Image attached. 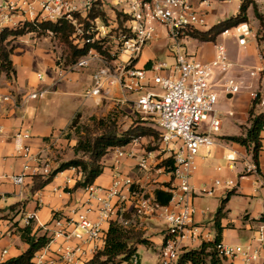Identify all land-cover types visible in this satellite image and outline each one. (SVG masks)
<instances>
[{
    "label": "crops",
    "instance_id": "crops-1",
    "mask_svg": "<svg viewBox=\"0 0 264 264\" xmlns=\"http://www.w3.org/2000/svg\"><path fill=\"white\" fill-rule=\"evenodd\" d=\"M109 3L114 8L116 0H100ZM193 9L203 15L206 25L199 31H207L214 25L235 17L240 13L244 3H250L247 9L250 28L238 27L229 29L228 34H221L216 42H198L195 55L199 60L210 62L216 54V44H224L221 37H227L234 30V41L231 47L224 44L230 58L237 64L231 75L242 80L243 86L238 94L221 97L217 104L218 116L221 119V130L217 135V145L210 150H202L196 157L197 170L191 185L200 194L201 189H213L212 195H201L194 199L197 213L194 224H199L208 229L215 240L220 235V242L238 251L234 258L227 259L229 264H264V247L254 239L259 235L261 220L264 215V131L261 133V149L259 151L258 166L260 176L247 174L240 179L248 163L253 159V147L243 146L227 140V137L243 134L242 126L247 125L250 110L255 101H258L255 112L264 113V72L251 76L249 71L260 66L258 57L259 48H264V0H189ZM104 7L105 4L103 5ZM109 6V7H110ZM108 7V6H107ZM255 8L261 16L255 14ZM249 13H252L250 15ZM256 21H253V20ZM255 22L257 29H255ZM251 23V24H250ZM238 28L249 29L251 35L245 46H240L237 41ZM185 39H192L187 37ZM170 41V43H169ZM172 41L166 31L159 27L158 36L149 42L135 59L137 68H146L152 62L160 60L163 53L173 55L169 49ZM14 52L11 59L16 70V76L9 79L5 74L0 76V92L11 95V101L0 102V174L19 175L26 163L23 155L19 154L18 143L14 140L16 132H29L30 139L20 142L31 147L33 153L40 154L42 162H47L54 170L63 161L75 158L66 155L68 147L76 148L77 140L73 138L72 123L78 119L79 123L89 119L105 118L109 115L122 117L127 109L136 112L134 102L137 93H124L118 85L106 84L102 94L96 97H86L85 92L92 87L93 74L102 66L93 60L88 68L73 72L59 64L62 54L61 48L54 35L49 33L38 36L34 32L18 37L12 43ZM114 47V46H113ZM122 55L121 58H126ZM161 61V60H160ZM35 91H43L44 96L32 99L30 95ZM258 93L254 99L253 94ZM133 109V110H132ZM230 113H232L230 115ZM126 119L127 125L121 131L128 129L133 123L132 118ZM155 137L147 136L138 145L124 146V150L133 151L134 156L123 159L121 171L131 176L137 182L136 188L147 196L155 199L157 190L169 193L176 181L161 166L162 160L167 156H158V152L147 151V144H153ZM151 153L148 171H140L137 163L142 156ZM64 155L67 159H57V155ZM75 155V152L73 153ZM236 158V168L233 169L229 158ZM114 149L110 150L103 158V173L93 183L97 186L109 187L113 177ZM166 168V167H165ZM83 177L80 169L71 168L58 173L45 187L34 190V180L28 177L23 185H15L8 179L0 180V264L22 255L29 245L21 236V229L26 227L25 217L35 214L32 221V234L37 236L47 235L49 232L44 227L52 221L53 214L57 211L65 213L86 198L82 187L76 184ZM220 180L222 185L216 186L214 182ZM229 180H238L239 188L232 190L224 186ZM262 185L257 188V181ZM234 191L229 196V193ZM229 196V197H228ZM227 199L221 216L217 214L222 206V201ZM131 201L127 202L128 207ZM212 206H217L216 213H211ZM92 220H97V214H91ZM103 227L108 231L110 223ZM164 224L159 215H153L141 221L140 231L149 242L147 245L161 254L163 245ZM60 240L53 243L55 249ZM75 244V243H74ZM202 244L196 242L191 246L190 240L184 241V247L198 248ZM140 246V245H139ZM137 246V247H139ZM250 247L249 250L247 248ZM90 252V247H82ZM258 250L260 257L256 261L247 262L243 252L252 253ZM7 251L6 255L3 252ZM139 264L141 260L136 253ZM94 256H88L84 263Z\"/></svg>",
    "mask_w": 264,
    "mask_h": 264
},
{
    "label": "built area",
    "instance_id": "built-area-1",
    "mask_svg": "<svg viewBox=\"0 0 264 264\" xmlns=\"http://www.w3.org/2000/svg\"><path fill=\"white\" fill-rule=\"evenodd\" d=\"M95 1L0 0V32L66 18L76 27L74 38L82 46L84 40L78 37L83 35L84 25L79 23L75 14L87 19L94 27L91 29L93 37L87 42H113L114 47L109 52L115 58L109 60L90 50L74 65L65 68L77 72L88 68L93 60L102 64L93 74V84L85 92L86 97L101 95L106 84H116L127 94L137 93L135 110L141 115V121L158 132L160 146L155 150L158 156H167L159 163L161 167L158 169L163 167L166 170L161 164L173 159L174 169L170 174L176 185L170 188V202L165 206L159 205L155 199L136 188L137 182L133 177L121 171L123 159L133 157L134 152L126 151L124 147L114 148L111 186L90 184L82 187L86 194L83 202L65 213L55 212L51 223L44 227L50 234L49 243L35 253L32 264H83L88 256H95L104 249L108 232L103 227L105 223L115 222L124 229L140 231L141 221L155 214L161 217L165 227L161 264H175L182 250L187 248L183 246L186 239L190 240L191 246L196 242L214 241L208 229L193 223L197 213L194 199L200 194L212 195L214 188L201 189L199 194L192 187L191 179L197 170L196 157L202 150L207 151L217 145L216 136L221 130V119L217 111L220 98L238 94L244 82L231 75L237 64L230 58L223 44H216V54L210 62L190 60L183 53V40L188 37V30H198L206 25L203 15L193 9L189 0H116L114 8L123 15V20L127 17L121 28L117 26L120 31L116 35H111L108 26L99 18H87ZM159 27L173 41L171 49L175 50L174 64L156 60L149 67L137 68L135 59L158 36ZM228 32L226 30L224 34ZM48 33L53 35L52 32ZM250 35L249 29L238 28V44L245 46ZM122 55H126V58H121ZM258 57L260 66L249 71L251 76L264 72V48H259ZM258 95L254 93L253 98H258ZM43 96V91H35L30 95L32 99ZM11 99V95L0 92V102ZM2 132L3 128L0 127V134ZM30 137L27 131L14 134V140L18 143L17 151L23 155L26 163L21 174H0V180L8 179L15 185H23L28 177H48L53 172L47 162H42L40 154L33 153L30 146L20 144ZM142 139L135 138L130 145H138ZM150 156L151 153H148L140 158L138 170H149ZM229 162L233 169L237 167L236 158L230 157ZM259 172L258 164L248 163L238 180L247 174L258 177ZM82 180L83 177L79 181ZM238 180H229L224 186L235 190L239 188ZM214 185H222V182L217 180ZM261 185L262 181L258 180L257 188ZM128 201L132 203L129 207ZM94 213L98 215L97 220L90 218ZM35 219L34 213L26 216V226L31 225ZM58 240L60 244L53 249V243ZM254 241L260 244V248L264 247V223ZM85 245L90 247V252L82 248ZM217 249L225 259L238 255L235 248L221 242L217 244ZM6 253L4 251L3 255ZM243 255L247 262L256 261L260 257L258 250L243 252ZM132 263L139 264L136 254L132 257Z\"/></svg>",
    "mask_w": 264,
    "mask_h": 264
},
{
    "label": "trees",
    "instance_id": "trees-1",
    "mask_svg": "<svg viewBox=\"0 0 264 264\" xmlns=\"http://www.w3.org/2000/svg\"><path fill=\"white\" fill-rule=\"evenodd\" d=\"M102 2L97 0L93 3V8L90 11L87 18L94 20L99 18L106 24V12L101 9ZM250 3H244L241 7L240 13L235 16L222 21L207 31H199L197 29H189L187 36L199 40L200 42H216L217 38L223 34L226 30L238 27L241 24L248 22L247 9ZM255 14L260 19L261 25H263L261 16L258 14L255 8ZM79 23L84 25L83 35L78 37L84 40V44L81 46L76 42L74 34L76 27L66 18H61L57 22L45 21L38 25L28 24L24 28L18 29H5L0 32V76L5 74L9 79L16 76V70L14 68L11 55L14 52V46L12 43L15 39L23 36L27 33L34 32L38 36L52 32L54 37L59 40V46L65 45L67 48L61 54L59 64L64 67H69L78 62L82 57L86 56L90 50L103 57L113 60L115 57L110 55L114 44L107 43L106 40L102 41H90L92 39V31L94 28L92 24L83 19L79 14H75ZM123 15L121 13L117 16L119 28L123 26L124 20L121 19ZM58 44V43H57ZM258 101H255L253 108L249 112L247 125L242 126L243 134L240 136L227 137L235 143H239L243 146L253 147V159L258 164L259 151L261 149V133L264 131V113H256L255 108ZM95 118V117H93ZM103 126V132L87 139L85 142L80 140L75 148L76 153L83 151L87 154L88 159H73L60 164L58 168L48 177L36 176L34 180V190H40L41 188L52 182L53 178L60 172L67 169L76 168L80 169L83 173V180L77 182L76 188L86 187L93 184L96 179L103 173L102 160L108 154V152L116 147H124L132 142L133 139L138 137L153 136L158 138V132L147 126L144 121H138L133 123L128 129L121 131L117 124V119L114 115H109L105 119L98 121ZM79 121L76 119L71 126L74 131L78 130ZM166 167L167 172H172L174 169V160L168 159L161 164ZM234 191L229 193V196ZM228 196V197H229ZM155 198L159 205L165 206L171 200V194L161 190L155 192ZM227 199L222 201L217 217L222 214V210ZM261 220H264V215ZM21 236L23 240L29 245L27 251L22 255L10 259L1 264H32V260L37 251L41 250L48 243L50 238L47 235L37 236L32 234V225H28L21 229ZM220 242V235L217 234L214 241L202 242L198 248H185L182 250L177 262L175 264H229L227 259L223 258L218 249L217 244ZM149 242L141 231L134 229H124L115 222H111L109 230L107 232L106 244L103 250L97 252L95 256L84 264H121L123 262L132 263V257L137 253L138 245H148Z\"/></svg>",
    "mask_w": 264,
    "mask_h": 264
},
{
    "label": "rangeland",
    "instance_id": "rangeland-1",
    "mask_svg": "<svg viewBox=\"0 0 264 264\" xmlns=\"http://www.w3.org/2000/svg\"><path fill=\"white\" fill-rule=\"evenodd\" d=\"M105 1V0H104ZM106 2V1H105ZM101 7L102 10H104L106 12V26H108V29L110 30V34L111 35H116L119 33V28H117L118 24H117V16L120 12H118V10L116 8H113L112 6H110V4L108 3H103L102 5H104ZM108 6V7H107ZM110 6V7H109ZM250 15H252V13H249ZM82 17V16H81ZM83 18V17H82ZM84 19V18H83ZM122 19V18H121ZM253 21H256L255 19ZM251 24V23H250ZM255 29H257V23L255 22ZM113 27V28H112ZM241 27H247L250 28L249 24L242 26ZM236 30H234L230 35H228L227 37H221L220 41L223 42L224 44H227L228 47H231L234 41V35L236 34ZM55 40L58 43V47L61 48V50L64 52L66 50V46L63 45L59 46V40L57 39V37L55 36ZM110 41H113L112 39ZM172 41V40H171ZM113 43V42H112ZM170 43V41H169ZM183 44H184V49H183V53H186L189 56V59H198V57L195 55V50L197 47L198 42H196L195 40L192 39H184L183 40ZM223 44V45H224ZM173 45V41L171 43V45L169 44V49L172 52H175V50L171 49ZM159 59L161 61H165L167 62L169 65L174 64L175 62V57L171 54V55H166L165 53H163L161 56H159ZM133 110V109H132ZM133 111L127 109L125 112H123L122 117H116L117 119V124L119 126L120 129H123L125 127V125H127V121L128 118H132L133 119V123L141 121L140 117L141 115L137 112H134L132 114ZM107 118V117H105ZM105 118H91L88 121H85L83 123H79L78 125V130H74L72 133L73 138H75L77 140V144L76 147L78 145V142L80 140H82L83 142H85L87 139H92L93 137L99 135L100 133L103 132V126L100 125L98 123L99 120L101 119H105ZM127 119V121H126ZM131 123V124H133ZM217 137V136H216ZM159 138H156L154 140H152L153 144H147V146L145 145V147H147V151H154L157 150L160 146L159 143ZM75 152V155H73V153ZM66 155H69L68 157L70 158H75V159H85L87 160V154L83 153V151L79 152L78 154L76 153V150L72 147H68V149L66 150ZM57 159H67L64 157V155H57ZM65 162V161H63ZM218 207L217 206H212L211 209V213H216ZM139 246V245H138ZM137 254L139 255V258L141 260V264H161V254L159 253V250L157 249V251L155 252V250L151 247H148L147 245H140L139 247H137ZM121 264H129L128 262H123Z\"/></svg>",
    "mask_w": 264,
    "mask_h": 264
}]
</instances>
